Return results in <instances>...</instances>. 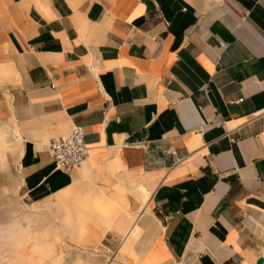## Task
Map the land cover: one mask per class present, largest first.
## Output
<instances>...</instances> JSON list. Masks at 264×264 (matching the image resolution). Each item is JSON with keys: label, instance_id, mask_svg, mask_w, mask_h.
Segmentation results:
<instances>
[{"label": "crops", "instance_id": "obj_1", "mask_svg": "<svg viewBox=\"0 0 264 264\" xmlns=\"http://www.w3.org/2000/svg\"><path fill=\"white\" fill-rule=\"evenodd\" d=\"M3 190L25 264H264V0H0Z\"/></svg>", "mask_w": 264, "mask_h": 264}, {"label": "built area", "instance_id": "obj_2", "mask_svg": "<svg viewBox=\"0 0 264 264\" xmlns=\"http://www.w3.org/2000/svg\"><path fill=\"white\" fill-rule=\"evenodd\" d=\"M242 98L237 99L240 102ZM230 131L227 130V134ZM231 141L235 138L231 137ZM46 149L55 168L68 171L80 166L88 155V148L84 143V130L81 125H72L62 136H52L46 143ZM110 261V259H109Z\"/></svg>", "mask_w": 264, "mask_h": 264}, {"label": "rangeland", "instance_id": "obj_3", "mask_svg": "<svg viewBox=\"0 0 264 264\" xmlns=\"http://www.w3.org/2000/svg\"><path fill=\"white\" fill-rule=\"evenodd\" d=\"M15 211V202L11 198L10 191L0 192V264H25L19 262L17 257L23 255L25 241L18 239L19 226L15 220ZM47 231L45 228V238L49 234ZM28 264L38 263L29 262Z\"/></svg>", "mask_w": 264, "mask_h": 264}]
</instances>
